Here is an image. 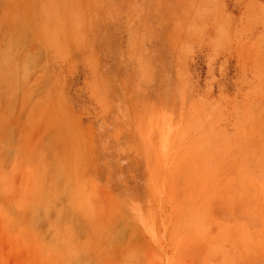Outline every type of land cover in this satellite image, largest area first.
I'll return each instance as SVG.
<instances>
[{
	"label": "rangeland",
	"instance_id": "rangeland-1",
	"mask_svg": "<svg viewBox=\"0 0 264 264\" xmlns=\"http://www.w3.org/2000/svg\"><path fill=\"white\" fill-rule=\"evenodd\" d=\"M0 264H264V0H0Z\"/></svg>",
	"mask_w": 264,
	"mask_h": 264
}]
</instances>
